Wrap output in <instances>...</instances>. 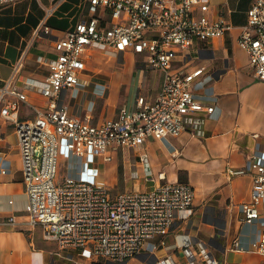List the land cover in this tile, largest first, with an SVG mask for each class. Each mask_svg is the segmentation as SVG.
I'll return each instance as SVG.
<instances>
[{
    "label": "built area",
    "instance_id": "2783aa9c",
    "mask_svg": "<svg viewBox=\"0 0 264 264\" xmlns=\"http://www.w3.org/2000/svg\"><path fill=\"white\" fill-rule=\"evenodd\" d=\"M17 1L0 0V6ZM211 9L212 0H87L88 17L54 40L56 55L47 62L48 76L27 80L30 89L47 99L46 104L31 103L26 91L10 84L0 89V114L15 122L19 138L26 194L23 215L0 218V228H40L45 240L56 243L57 256L76 249L93 264H128L147 253L154 255L159 245L180 249L183 260L155 254L153 264H225L201 243L195 250L188 234L178 233L175 243H166L177 223L190 221L195 192L188 183L163 182V174L156 180L142 151L149 139L178 137L186 131L206 136V120L215 107L195 95L193 84L205 67L189 69L190 61L199 45L223 38L232 28L223 16L212 17ZM42 32L50 34L51 28L43 24L36 34ZM237 42L248 55L251 71L264 82V0H255L249 8ZM89 50L109 57L139 56L146 68L163 74L156 97L148 100L139 94L133 108L122 107L115 117L98 123L71 115L60 104L61 96L88 82ZM20 67L21 62L16 70ZM21 103L32 109L33 118L19 120ZM61 149L63 157L75 160L63 180L58 172ZM120 149L141 152L144 179L154 182V188L113 193L98 180V168L81 170L93 159L113 161ZM249 162L254 186L250 199L242 204L239 222L263 221L249 250L264 256V152H254ZM247 172L227 169L229 177ZM131 178L138 180V172H132ZM158 237L162 240L156 245L153 241ZM232 249L247 251L237 238Z\"/></svg>",
    "mask_w": 264,
    "mask_h": 264
},
{
    "label": "crops",
    "instance_id": "0c3cea01",
    "mask_svg": "<svg viewBox=\"0 0 264 264\" xmlns=\"http://www.w3.org/2000/svg\"><path fill=\"white\" fill-rule=\"evenodd\" d=\"M254 1L212 0L211 16H223L232 28L223 38L199 45L190 61L189 69L205 67L204 75L193 84L195 95L215 107L206 120V136H195L186 131L178 137L149 139L142 149L148 155L156 180L159 174L165 176L163 182H181L182 177L195 192L190 221L184 225L177 223L165 237L166 243H175L178 233L188 234L194 240L195 250L201 243L225 264H264V256L249 250L263 221L257 220L253 224L239 222L242 204L250 199L254 186L250 157L254 152H264V82L251 71L248 55L237 42ZM86 17L87 0H19L1 5L0 89L10 84L26 91L31 103L44 106L47 99L30 89L27 80H44L48 76L47 62L56 55L54 40L65 36ZM43 24L51 28V33L37 35V28ZM103 55L99 50H89L86 55L88 66L95 64V58L102 59ZM108 61L109 82L98 79L100 72L87 70L88 82L62 94L60 104L71 115L88 117L91 122L98 123L115 117L122 107L133 108L139 94L148 100L156 97L163 83L160 71L146 68L141 58L133 53L110 57ZM20 62L21 67L16 70ZM149 69L158 79L152 88L147 80ZM137 70H140V77L130 103L127 82ZM11 98L7 96V99ZM33 117L32 109L21 103L19 120ZM140 153L120 149L113 161L104 162L99 158L92 167L86 169L83 166L81 170L95 171L98 168L101 182H106L108 172L132 179L131 173L136 171L139 179H132L126 190L133 187L151 190L155 183L149 181L152 183L150 187L145 181ZM230 167L245 168L248 172L229 177L227 169ZM25 205L23 162L15 122L0 114V218L23 215ZM236 238L247 251L232 249ZM161 240L158 237L153 242L159 245ZM154 252L158 257L171 254L183 260L180 249L169 250L159 245ZM57 254L56 243L45 240L40 228H0V264H51L54 259L64 260V256L65 260L75 264H93L76 249L62 252L61 257ZM155 254L147 253L131 259L128 264H153Z\"/></svg>",
    "mask_w": 264,
    "mask_h": 264
},
{
    "label": "rangeland",
    "instance_id": "374dc122",
    "mask_svg": "<svg viewBox=\"0 0 264 264\" xmlns=\"http://www.w3.org/2000/svg\"><path fill=\"white\" fill-rule=\"evenodd\" d=\"M108 59H110V57L107 55H103L102 59H99V61L98 59L95 58V64H90V66L87 67V70L93 71V72L95 71V73L100 72L101 76L98 77V79L109 82L110 76L106 72V67L109 63ZM139 74H140V70H137L134 75H131L129 77L128 82H127L128 83L127 88L130 89V94L129 96H127V100L130 103L133 101L135 97L136 85L140 77ZM147 77H148L147 79L148 84L150 88H152L158 79L157 77L154 76V73L150 69L148 70ZM60 154L62 156V149L60 151ZM74 162H75L74 159H71L68 157H60V164H59L58 172H59V178L61 180H63L65 176L68 174V168L71 167V165H74ZM96 162H97V159H93V160H90L87 166L83 164L81 167L83 168V166H85L86 168H89V167H92ZM79 170H80V167H79ZM131 181L132 179H130L129 177L125 179L124 174L121 176V175H118V173L116 172L114 173L108 172V174L106 175V182L104 183L106 186L112 189L113 193H117V192H122L126 190V188L128 187L127 184H132ZM151 184H152L151 182L148 183L150 187H152ZM34 231L38 232V230H34ZM30 232L31 231H28V233ZM52 247L56 250V247L54 245ZM51 264H75V263L69 260H65V259L62 261L54 259Z\"/></svg>",
    "mask_w": 264,
    "mask_h": 264
},
{
    "label": "trees",
    "instance_id": "16d2710c",
    "mask_svg": "<svg viewBox=\"0 0 264 264\" xmlns=\"http://www.w3.org/2000/svg\"><path fill=\"white\" fill-rule=\"evenodd\" d=\"M180 181H181V182H186L184 179H182V177L180 178Z\"/></svg>",
    "mask_w": 264,
    "mask_h": 264
},
{
    "label": "water",
    "instance_id": "95a60500",
    "mask_svg": "<svg viewBox=\"0 0 264 264\" xmlns=\"http://www.w3.org/2000/svg\"><path fill=\"white\" fill-rule=\"evenodd\" d=\"M210 243H211V241H210ZM210 243H209V244H210Z\"/></svg>",
    "mask_w": 264,
    "mask_h": 264
}]
</instances>
